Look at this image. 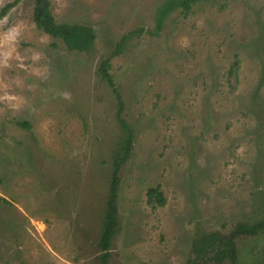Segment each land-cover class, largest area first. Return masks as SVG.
<instances>
[{
  "label": "rangeland",
  "instance_id": "rangeland-1",
  "mask_svg": "<svg viewBox=\"0 0 264 264\" xmlns=\"http://www.w3.org/2000/svg\"><path fill=\"white\" fill-rule=\"evenodd\" d=\"M165 1L51 0L59 23L95 29L92 53L39 30L35 0L0 21V264H102L125 136L104 59L134 135L108 264H193L195 238L264 218V0H202L149 34ZM238 248L264 264V233Z\"/></svg>",
  "mask_w": 264,
  "mask_h": 264
},
{
  "label": "trees",
  "instance_id": "trees-1",
  "mask_svg": "<svg viewBox=\"0 0 264 264\" xmlns=\"http://www.w3.org/2000/svg\"><path fill=\"white\" fill-rule=\"evenodd\" d=\"M23 0H15L0 9V21L7 17L10 12ZM202 0H167L157 10L155 16V29L148 31L149 34L158 35L164 28L166 20L175 12L188 13ZM34 22L36 27L51 36L55 40H61L67 49L72 52L92 53L97 41V33L92 26L83 24L59 23L54 15L51 0H35ZM144 29L125 34L118 43L113 55H120L126 45L135 36H140ZM110 59H104L98 69V74L114 92L118 102L117 118L125 133L124 139L119 143L113 162V174L110 182L107 210L103 219V226L99 241V248L103 252L102 264H108L112 241L118 232V198L121 184L120 173L127 162L133 149V130L124 117L125 102L118 89L114 76L111 73ZM27 127L26 123H20ZM1 183V180H0ZM150 204L163 205L165 200L159 188L148 192ZM264 233V218L254 223L239 222L229 232H212L195 238L192 246L193 264H238L239 248L238 241L242 238H253Z\"/></svg>",
  "mask_w": 264,
  "mask_h": 264
}]
</instances>
